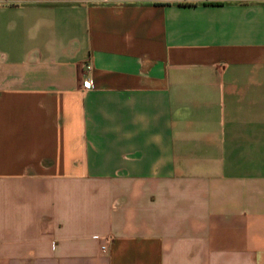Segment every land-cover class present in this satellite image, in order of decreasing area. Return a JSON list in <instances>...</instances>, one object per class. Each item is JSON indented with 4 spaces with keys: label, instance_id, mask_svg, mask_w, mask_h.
I'll return each mask as SVG.
<instances>
[{
    "label": "crops",
    "instance_id": "obj_1",
    "mask_svg": "<svg viewBox=\"0 0 264 264\" xmlns=\"http://www.w3.org/2000/svg\"><path fill=\"white\" fill-rule=\"evenodd\" d=\"M0 264H264V0H0Z\"/></svg>",
    "mask_w": 264,
    "mask_h": 264
},
{
    "label": "built area",
    "instance_id": "obj_2",
    "mask_svg": "<svg viewBox=\"0 0 264 264\" xmlns=\"http://www.w3.org/2000/svg\"><path fill=\"white\" fill-rule=\"evenodd\" d=\"M84 86L85 87H89L90 86V83L88 81H86V82H84ZM101 248H105V246L102 245Z\"/></svg>",
    "mask_w": 264,
    "mask_h": 264
},
{
    "label": "trees",
    "instance_id": "obj_3",
    "mask_svg": "<svg viewBox=\"0 0 264 264\" xmlns=\"http://www.w3.org/2000/svg\"><path fill=\"white\" fill-rule=\"evenodd\" d=\"M206 3H209V4H217L219 2H206Z\"/></svg>",
    "mask_w": 264,
    "mask_h": 264
}]
</instances>
